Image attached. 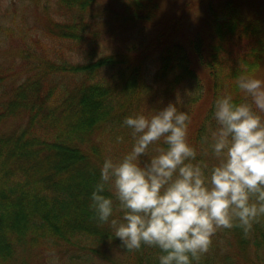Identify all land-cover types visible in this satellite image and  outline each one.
I'll return each instance as SVG.
<instances>
[{
    "label": "trees",
    "instance_id": "obj_1",
    "mask_svg": "<svg viewBox=\"0 0 264 264\" xmlns=\"http://www.w3.org/2000/svg\"><path fill=\"white\" fill-rule=\"evenodd\" d=\"M159 2L0 0V264H158L159 248L123 247L91 207L103 161L134 142L123 120L175 103L210 165L215 99H247L236 79L264 67V2L211 0L203 28L179 13L145 41ZM193 264H264V216L218 230Z\"/></svg>",
    "mask_w": 264,
    "mask_h": 264
},
{
    "label": "clouds",
    "instance_id": "obj_2",
    "mask_svg": "<svg viewBox=\"0 0 264 264\" xmlns=\"http://www.w3.org/2000/svg\"><path fill=\"white\" fill-rule=\"evenodd\" d=\"M236 85L247 99L224 94L214 101L217 127L205 138L210 165L194 162L190 117L175 103L125 117L131 150L105 158L91 192L98 220L123 247L155 246L158 264H193L218 230L240 226L247 233L264 216V78L241 75ZM156 141L164 146L142 161Z\"/></svg>",
    "mask_w": 264,
    "mask_h": 264
},
{
    "label": "rangeland",
    "instance_id": "obj_3",
    "mask_svg": "<svg viewBox=\"0 0 264 264\" xmlns=\"http://www.w3.org/2000/svg\"><path fill=\"white\" fill-rule=\"evenodd\" d=\"M187 0H160L159 7L157 11V16L154 17V20L151 22H147L144 26V29L141 31V35L143 36V39L145 41H148L153 38V35L160 31L164 25L166 24V19L175 16L183 14L185 16V19L183 23L191 30H196V27L203 28L202 24L200 23L201 20H205V9L204 6L210 2L211 0H206L204 3L199 4V0H190L193 1L190 5L187 6L186 4ZM224 0H219V2H223ZM243 2L246 1H262L264 0H240ZM202 13V16L200 14ZM204 14V15H203ZM201 17V18H200ZM200 21V22H199ZM140 33V32H139ZM100 43L105 47L107 42L102 39L100 40ZM6 47H10V44H6ZM11 52L14 55H17V51H14L11 49ZM8 54L3 48H0V61H4L8 59ZM263 66H264V58H263ZM245 75V74H244ZM252 75V74H250ZM256 76H259L261 78H264V67L255 74ZM110 258H113L115 260H118L119 262H122L124 264H128L129 260L124 258V256L121 255H112ZM100 260L103 264H109L108 258L103 257L100 259H97V261L100 263ZM101 263V264H102Z\"/></svg>",
    "mask_w": 264,
    "mask_h": 264
}]
</instances>
